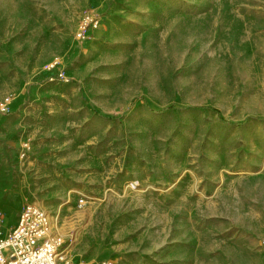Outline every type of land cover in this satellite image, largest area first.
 Masks as SVG:
<instances>
[{
    "label": "rangeland",
    "instance_id": "rangeland-1",
    "mask_svg": "<svg viewBox=\"0 0 264 264\" xmlns=\"http://www.w3.org/2000/svg\"><path fill=\"white\" fill-rule=\"evenodd\" d=\"M32 201L83 264H264V0H0V231Z\"/></svg>",
    "mask_w": 264,
    "mask_h": 264
},
{
    "label": "built area",
    "instance_id": "built-area-1",
    "mask_svg": "<svg viewBox=\"0 0 264 264\" xmlns=\"http://www.w3.org/2000/svg\"><path fill=\"white\" fill-rule=\"evenodd\" d=\"M55 216L37 202L27 203L16 225L0 231V264H83L69 258Z\"/></svg>",
    "mask_w": 264,
    "mask_h": 264
},
{
    "label": "crops",
    "instance_id": "crops-1",
    "mask_svg": "<svg viewBox=\"0 0 264 264\" xmlns=\"http://www.w3.org/2000/svg\"><path fill=\"white\" fill-rule=\"evenodd\" d=\"M15 226V225H14ZM11 227H13L12 225H11V223H9L8 224V226H7V228H6V226L4 227V230L6 229V230H9V229H11ZM70 256V255H69ZM73 259V258H72ZM73 261H74V259H73ZM76 262V261H75Z\"/></svg>",
    "mask_w": 264,
    "mask_h": 264
}]
</instances>
